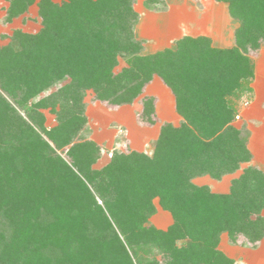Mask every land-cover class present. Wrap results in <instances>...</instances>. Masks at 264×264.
I'll return each mask as SVG.
<instances>
[{
    "label": "trees",
    "instance_id": "1",
    "mask_svg": "<svg viewBox=\"0 0 264 264\" xmlns=\"http://www.w3.org/2000/svg\"><path fill=\"white\" fill-rule=\"evenodd\" d=\"M8 1L10 16L34 2ZM216 1L239 23L237 53L225 52L246 61L238 48L264 42V0ZM135 2L40 0L43 28L17 31L16 46L0 49V264H236L219 249L223 233L232 243L264 237L262 169L246 167L229 194L193 182L252 160L198 44L204 37L186 35L175 50L142 54ZM144 5L160 11L164 0ZM120 59L128 64L116 71ZM155 74L175 95L182 122L162 125L152 155L113 149L103 167H93L102 146L72 141L86 122V90L111 106L131 104ZM48 107L58 121L51 128ZM144 116L156 122L150 97ZM70 143L68 162L55 149ZM155 198L173 217L166 230L149 224Z\"/></svg>",
    "mask_w": 264,
    "mask_h": 264
},
{
    "label": "rangeland",
    "instance_id": "2",
    "mask_svg": "<svg viewBox=\"0 0 264 264\" xmlns=\"http://www.w3.org/2000/svg\"><path fill=\"white\" fill-rule=\"evenodd\" d=\"M39 1L40 0H34L33 4H31L25 12H22L17 16H10V2L8 0H0V49L14 48L16 46L18 40L16 34L17 31L25 32L27 34H35L39 32L41 28H43L42 19L40 16ZM51 1L56 4H61L65 0ZM144 1L145 0H136L134 8L137 12H145L146 7L144 5ZM192 2H194V4L190 2L191 6L198 11L205 10L207 8V0H192ZM169 5L170 4L164 0V9H162V12H165L166 15H170L169 20L167 21L170 24L167 27L168 29L164 31L166 34H163V30H160L162 19H158L156 15L148 18L149 21H147L140 28L138 36L136 34L137 27H135V37L142 43V54H154L167 48L175 50L177 48L178 41H176L172 46H169L170 41H173L178 36H180L178 39L180 40L185 34L187 36L189 33L198 34L196 28L195 30H188V28L185 29L187 24L193 21L194 13L192 10H186L184 8H181V10H173L175 6L170 5L172 7L171 9ZM183 23L186 25L182 27ZM157 24H159V27L156 26ZM144 35L148 38L152 37L149 39V43H147L146 39H142V36ZM139 37H141V39ZM194 37L207 38H201L200 43L198 44H203L201 46V51L207 49L208 59L211 61V67L213 66L211 69L213 78L217 76L216 81L222 86V89H225L224 100L227 102L228 106L233 108V117L230 123L235 126V128L239 129L244 135L245 139L247 140V145L249 144L248 148L249 146L251 147L252 151H250L252 153V159L256 158L259 164H264V114H261L264 112V106L261 107L263 110L258 109L254 118H252L249 114L252 112L254 107L256 108V106H254L255 103L253 101L252 92L256 72H259L260 75L258 74V77H261L259 82H261V87L264 88V42L259 49L249 50V52H245L243 49L238 48L240 53L246 57V64V61L238 60L237 56H235L236 54L233 55L235 56L234 60L230 59L231 56L228 58V53L225 52L227 48H218L212 46L211 38L202 35H197ZM157 41H159L158 45L156 43ZM235 46L236 45L234 42V47ZM154 48L158 49L154 51ZM229 49H227V51H229ZM235 49H237V47L234 48V50ZM234 50L231 49L230 51L236 52ZM194 56H199V54L195 53ZM127 64L128 61L126 59H120V64L115 70L119 71ZM245 69H249V71L251 70L252 75H245ZM161 83L167 86L163 82V79L155 74L149 84L146 85L139 98H137L131 104L122 106H111L110 104L99 101L96 99L95 93L92 89L86 90L83 99L85 105L84 108L86 122L81 125V128L78 129V131L76 130L77 134L75 135V138L73 137L74 139H72V141L78 142L83 138L92 139L102 146L101 156L97 162L93 164V167H103L110 159L107 154L113 149L125 150L124 152L127 153L134 150L146 153L147 155H152L162 125L167 123L180 125L183 118L176 110L177 114L171 115L172 117L168 118L169 121H164V123L160 126L162 123L160 120L162 118L159 119V117L163 111L162 109L160 110V107L157 108L158 98L155 96L154 92H158L155 87L158 86L157 84ZM167 88L172 92L168 86ZM149 97L153 100L156 108L155 123H153V120L150 121L149 119L145 120L143 118L145 117V99ZM173 100H175L174 94ZM165 103L167 102L165 101ZM165 109L167 110V108ZM42 111L46 116L45 125L47 127L51 128L58 124L57 115L51 111L50 107L43 108ZM165 114L168 113L165 111ZM257 114L261 115L258 116ZM237 115H241L240 118H237ZM150 119H154V116H151ZM171 119L174 120L172 121ZM71 145L72 143L63 149H55L56 152L68 162L70 161V158L67 153ZM245 168L246 166L240 168L241 172L239 173V169L233 173H229L238 174L236 177L232 178L230 182L227 180L223 183L225 188H223L222 184H220L223 180V177L220 179H215L210 176L211 182L215 183V186L217 187L214 188L213 192L218 194H229L232 190L233 181L241 176ZM202 182L207 183L206 180H203ZM205 183L204 185L207 186ZM154 205L156 207V213L149 219V224L157 229H168L170 226L169 224L173 221L171 213L161 207L158 198H155ZM261 215L264 217V209L262 210ZM263 239L264 237L261 239V241L255 243V241L240 236L237 239V242L232 243L228 234L225 233L223 241L219 243V249L221 251L224 250L231 252L232 255L227 256L233 259L236 264H264ZM155 252L156 251H154V253ZM151 257L152 255L150 258ZM157 258L161 259V261L164 260L162 255H158Z\"/></svg>",
    "mask_w": 264,
    "mask_h": 264
},
{
    "label": "crops",
    "instance_id": "3",
    "mask_svg": "<svg viewBox=\"0 0 264 264\" xmlns=\"http://www.w3.org/2000/svg\"><path fill=\"white\" fill-rule=\"evenodd\" d=\"M165 1L167 3H169L170 5L175 6V8H173V10H181V8H184L186 10L187 9L192 10V12L194 13L193 14V21L191 23H189L190 25L187 24L185 29L188 28V30L189 29L195 30V28H196V31L198 34L189 33L188 35H190V36H197V35L207 36L208 38H211L212 46H214V47L227 48V49L234 47V42H235L234 35H235L236 29L239 27V23L234 18H232L230 16L229 11H228V4L226 2L216 1V0H207V2H208L207 8L205 10H199L198 11V10L194 9V7L191 6V3L194 4V2H192V0H165ZM185 3H189V4H185ZM170 5H169V7L172 9V7ZM154 15H156L158 19H162L161 24L159 23L161 25L160 30H163V32H162L163 34H166V33H164V31H166L168 29L167 27L170 24L169 22H167L169 20L170 15H166L165 12H162V10L153 11V10H149V9L145 8L144 13L143 12L139 13V22L136 26L137 27V29H136L137 36H138V32L140 31V28L147 21H149L148 18L149 17L151 18ZM159 24H157L156 26L159 27ZM179 25H180V20H179ZM185 25L186 24L183 23L182 27ZM181 29H183V28H181ZM142 37H143L142 39L147 40V43H149V41H150L149 39L152 38V37L148 38L145 35ZM139 38L141 39V37H139ZM179 38H180V36H178L173 41H170L169 46L170 45L172 46L176 41H178ZM158 42L159 41L156 42L157 45L159 44ZM157 49L158 48H154V51H156ZM258 74H259V72H256L255 80L253 82L254 85L252 87L253 88V91H252L253 92V101L255 103L254 106H256V108L254 107L252 112L249 113L252 118H254V116H256V112L258 111V109L260 110V109H262L261 107L264 106V88H262L260 85L261 82H259V80L261 77H258ZM154 81H155V79H154ZM157 85L158 86L155 87V89L158 92H154V94L158 98L157 108L160 107V110L162 109V111H163V113L159 117V119L162 118L160 120V121H162V123L160 124V126H161L164 123V121H169L168 118L172 117L171 115H173V114H177V112H176V102H175V100H173L172 92L163 83L157 84ZM165 101L167 103H165ZM165 108H167V110ZM165 111L168 114H165ZM157 112H158V110H157ZM261 114H264V112ZM261 114H257V115L260 116ZM164 115H165V117H164ZM171 120L173 121L174 119H171ZM249 149L251 150L250 146H249ZM241 165H242L241 168L245 167V166L247 167L249 165L257 166L264 171V164H259V162L257 161L256 158L255 159L253 158L251 160V162L243 163ZM239 172H241V170L238 171V173ZM238 173L224 175L223 180L220 183V184H222V187L225 188L223 186V183L226 182L227 180H229V182H230V180H232V178L236 177ZM203 180H206L207 183L202 182ZM193 182L197 185H204V183H205L211 188L212 191L214 190V188H217L215 186L216 184L211 182V177L208 174L194 178ZM157 211H158V207H157ZM171 223L169 225H171ZM224 234L225 233H223L221 235V241L220 242L223 241ZM263 246H264V239H263ZM223 252L228 256L232 255L231 252H229V251L223 250Z\"/></svg>",
    "mask_w": 264,
    "mask_h": 264
},
{
    "label": "built area",
    "instance_id": "4",
    "mask_svg": "<svg viewBox=\"0 0 264 264\" xmlns=\"http://www.w3.org/2000/svg\"><path fill=\"white\" fill-rule=\"evenodd\" d=\"M241 115H237V118H240ZM112 153L110 152L109 155H111Z\"/></svg>",
    "mask_w": 264,
    "mask_h": 264
}]
</instances>
